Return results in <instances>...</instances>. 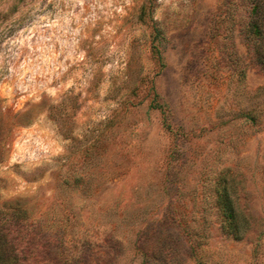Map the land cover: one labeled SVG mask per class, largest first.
Here are the masks:
<instances>
[{"label": "rangeland", "instance_id": "rangeland-1", "mask_svg": "<svg viewBox=\"0 0 264 264\" xmlns=\"http://www.w3.org/2000/svg\"><path fill=\"white\" fill-rule=\"evenodd\" d=\"M250 13V0H0V211H26L27 264H264Z\"/></svg>", "mask_w": 264, "mask_h": 264}, {"label": "trees", "instance_id": "trees-1", "mask_svg": "<svg viewBox=\"0 0 264 264\" xmlns=\"http://www.w3.org/2000/svg\"><path fill=\"white\" fill-rule=\"evenodd\" d=\"M251 13L247 26V38L253 47L258 62L264 66V0H250ZM219 207L225 219V230L235 238L242 234L245 222L236 210L233 197L225 188L219 192ZM26 211L20 206L0 211V264H27L37 249L28 240L30 232L25 219ZM39 244V243H38ZM36 255L35 257H37Z\"/></svg>", "mask_w": 264, "mask_h": 264}]
</instances>
